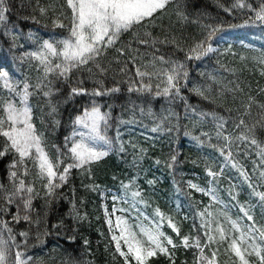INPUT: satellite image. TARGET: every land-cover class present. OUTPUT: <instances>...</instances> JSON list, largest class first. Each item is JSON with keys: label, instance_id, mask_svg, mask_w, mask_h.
<instances>
[{"label": "snow or ice", "instance_id": "snow-or-ice-1", "mask_svg": "<svg viewBox=\"0 0 264 264\" xmlns=\"http://www.w3.org/2000/svg\"><path fill=\"white\" fill-rule=\"evenodd\" d=\"M169 2L170 0H64L59 17L53 20V27L67 29L66 32L54 31L48 39L39 37L31 31L27 34L30 50L23 51L19 59L21 63L28 62L38 73L35 83L30 82L28 78L13 82L8 71L0 70V88L7 93L6 98L0 99V140L3 141L0 144V158L11 157L6 166L7 185L0 182V214H8L15 206L16 212L12 215V222L19 224L23 220L30 229L34 226L37 230L35 237H31L29 230L15 232L9 226V221L0 219V264H32L33 257L27 251L29 239L34 238L39 244H43L42 236L51 235V230L58 234L61 228L65 227L61 221L59 224L51 225L50 230L45 223L48 213L44 212L41 216L33 207L34 201L43 199L44 207H50L57 193L69 183L74 169L90 175L92 166L116 150L117 144L119 151L123 153L121 126L134 125L143 119H150L153 123L150 130L153 133H162L169 137L175 134L178 137L181 129L185 128L183 134L190 136L200 146L204 143L201 137H208L209 141L212 139L207 132H201L200 136H192L186 130V126L180 123L179 114L171 107L162 108L158 115L151 107L156 98H163L169 105L177 100L182 101L185 118L196 117V123L210 118L214 122L215 138L223 142L218 151L226 162H231V167L240 168L233 160L231 151L233 143L237 141L241 144L250 143L259 148L257 155L264 160V147H261L253 136L256 125L249 127L243 117H240L235 124L238 134L235 136L226 134L227 121L223 116L215 112L197 113L196 109L188 104L187 97L182 94L187 89L207 99L206 93L210 91V86L193 84L190 89L188 88L192 83L188 65L210 59L220 51L222 44H228L230 49L232 46L230 41L243 46L247 37L225 30L222 25L205 24L200 26L198 38L193 39L187 47L181 46L173 38L170 41L175 45L172 53L156 54L160 51L156 45L169 41L167 39L160 41L149 31L141 33L134 30L153 26L157 14L164 10ZM245 8L254 16L243 25H230V29L247 27L255 22L264 25V3L254 8L251 3H245V0H235L231 8H225L224 11L231 13L233 9ZM11 10L9 0H0V30L4 35L11 36L12 48H24V45L17 46L15 43L19 30L15 25L12 27L8 25V14ZM36 10L41 16H47L50 10L57 11L52 5L41 6L39 0H36ZM65 11L70 15L65 17ZM65 18L69 21L67 25L63 22ZM182 18L187 19L183 16ZM23 19L27 20L29 17L25 16ZM31 19L34 23L39 22L34 16ZM124 34H131L132 40L117 48ZM133 43L138 47L133 48ZM140 46L151 47L154 51L151 55L140 54ZM112 49L116 52L114 62L124 65L120 68V75L127 76V79L114 82L112 87H105L103 81L95 77L107 74L108 67L102 60ZM178 54H182L183 58L180 59ZM119 57L128 59L121 60ZM253 59L264 65V54ZM129 64L135 66L133 75H128ZM81 70H87L89 77L93 78V83L97 86L89 90L83 86L84 80L78 79L76 86L70 87L64 103L76 97L88 99L76 110L77 114L71 117L72 131L64 137L63 150L59 146H54L55 155H52L44 134L37 127L32 99L45 101L50 109L49 115H55L57 108L52 98L62 95V86L69 85L73 75ZM124 83L127 84L129 98L135 94L139 101L137 103L128 99L120 105L122 110L127 106V111L131 114L127 120L113 117L115 101L119 100L122 91L120 85ZM253 102L249 97L244 115L250 114ZM258 107L264 110V104ZM137 116L140 120H137ZM40 123H43L42 119ZM260 123L264 126V118ZM54 124L58 125L59 121H54ZM114 124L115 137H110L108 132ZM145 151L140 149L141 158ZM178 156L179 153L173 151L165 162L166 167L173 173L179 162ZM154 163L159 165L161 161L157 159ZM221 175L223 167L218 173L209 166L206 169L209 186L204 188L188 181V187L209 196L214 203L223 204L214 186ZM241 175L245 181L249 180L248 174L243 170ZM259 176L260 179H264V171H261ZM135 182L136 177H133L127 184H121L126 197L119 199L128 203L127 196L130 195L129 208H118L116 206L118 197L115 195L112 197L111 210L107 204L102 205L104 222L114 247V256L121 258L123 264H153L158 257H165L169 264H176L175 252L181 247L194 252L193 264H221V249L230 258V264H264V226H258L254 217L243 208H241L243 219L237 220L232 219L225 211L218 213L209 211L211 205L206 206L203 211L196 213L199 217V224L193 225L196 235H182L179 224L159 208L155 209L151 217L141 212L140 206L147 205L138 187L132 190ZM8 185L11 186L10 189ZM84 187L87 191L100 192L101 197L106 198L105 190L100 186L93 183ZM72 193L69 216L74 222L82 223L88 219V214L86 212L81 214L75 201L74 188ZM254 194L264 202V192ZM229 195L231 196V192ZM80 203L83 204L84 201L81 200ZM223 207L226 208L227 205ZM42 224L43 232L40 231ZM165 227L171 229L175 238L167 234ZM67 230L76 231L71 226H68ZM74 239V236L69 237L70 241ZM88 244L89 241L85 239V247Z\"/></svg>", "mask_w": 264, "mask_h": 264}, {"label": "trees", "instance_id": "trees-1", "mask_svg": "<svg viewBox=\"0 0 264 264\" xmlns=\"http://www.w3.org/2000/svg\"><path fill=\"white\" fill-rule=\"evenodd\" d=\"M9 3L12 10L8 14V25L9 27L15 25L19 30L15 43L17 46L24 45V48H12L11 36L4 35L0 30V70L2 67L6 68L13 82L28 78L30 82L35 83L38 73L28 62L21 63L19 59L23 51L30 50L27 34L31 31L39 37L48 39L54 31L66 32L67 29L53 27V20L59 17L64 0H39L41 6L52 5L57 9L56 12L50 10L47 16H41L36 10V0H9ZM233 3L235 0H170L168 6L157 14L153 26L134 31L141 33L149 31L160 41L165 39L169 41V43H158L156 47L160 51L156 54L172 53L175 45L170 41L173 38L181 46L187 47L193 39L198 38L201 31L200 26L205 24L222 25L225 30L247 37L243 46L238 42H230L232 46L229 49L228 44H222L220 51L212 55L210 59L192 62L188 65L192 81L188 88L190 89L193 84L210 86V91L206 93L207 99L187 89L182 94L187 97L188 104L195 108L197 113L215 112L223 116L227 121L226 134L232 136L238 134L235 124L238 123L240 117H243L247 126L256 125L253 136L260 146L264 147V126L260 123L264 118V110L258 107L264 104V65L253 59L264 54V25L255 22L247 27L230 29V25H243L245 21H249L254 16L247 8L233 9L231 13L225 12L224 9L231 8ZM245 3H251L255 8L260 3H264V0H245ZM69 15V12H64L65 17ZM25 16L29 19H23ZM33 16L39 21L38 23L32 21ZM63 22L65 25L69 23L67 18ZM130 40H132V35L124 34L116 47L119 48ZM246 44H256L259 49L253 50ZM132 47L138 46L133 43ZM153 51L151 47H139L140 54L151 55ZM178 56L180 59L183 58L182 54ZM114 58H116L115 49L109 50L102 60V63L108 67L107 74L95 77V79L102 80L105 87H112L114 82L127 79V76L120 75V68L124 65L115 63ZM119 59L128 58L119 57ZM128 67V75H133L135 66L129 64ZM210 77L215 79L212 80ZM78 79L84 80L83 86L89 90L97 86L93 83V78L89 77L87 70L77 72L73 75L69 85L62 86V95L52 98L57 108L55 115H49L50 109L45 101L32 99L37 127L44 134L48 150L52 155H55L54 146H59L63 150L64 137L72 131L71 117H74L77 114L76 110L87 102V97H76L64 103L70 87L76 86ZM120 87L122 91L119 94V100L115 101L113 117L127 120L131 114L127 111V106L122 110L120 105L128 99L137 103L139 101L135 94L129 98L126 83L121 84ZM6 97L7 93L0 88V99ZM249 97L254 102L250 114L244 115ZM151 107L158 115L162 108L171 107L179 114L180 123L186 126V130L192 136H200L201 132H207L212 139L209 141L208 137H201L204 143L200 146L190 136L183 134L185 128L181 129L178 137L175 134L169 137L166 134L153 133L150 130L153 127L150 119H143L134 125L121 126L123 153L119 151L117 144L116 150L92 166L90 175L74 169L69 183L57 193L50 207H44L43 199L34 201L33 207L41 213V216L44 212L48 213L45 223L50 230L51 225L59 224L61 221L65 227L61 228L58 234L55 230H51V235L42 236L43 244H39L34 238L29 239L27 251L33 257L32 264H123L121 258L114 256V247L110 242L107 225L104 222L102 205L107 203L108 208H112V190L117 192L120 198L126 197L121 184H127L133 177H136V182L132 190L138 187L147 205L146 207L140 206L141 212L151 217L155 209L159 208L166 216H171L179 224L182 235H196L193 229L194 224H199V217L196 213L203 211L209 205H211L209 211L214 213L225 211L228 216L237 220L243 219L241 211L243 208L254 217L258 226H264V202L254 194L264 192V179H260L259 176V173L264 171V167H258L264 165V160L257 155L259 148L250 143L241 144L238 141L233 143L232 158L240 166V168H233L231 162H226L218 151L219 147L223 146V142L215 138L214 122L210 118L200 123H196V117L185 118L184 103L179 100L169 105L163 98H156ZM41 119L43 123H40ZM137 120H140L139 116ZM54 121H59V124H54ZM108 135L115 137V124L109 130ZM2 142L0 140V144ZM140 149L146 150L142 158ZM173 151L179 153V162L174 173L165 165L169 154ZM10 159V156L0 158V182L6 185V166ZM157 159L161 161L159 165L154 163ZM209 166L218 173L223 167V175L214 185L216 194L223 204L214 203L209 196L190 190L188 187V181L200 187H208L206 169ZM241 170L248 174V181L244 180ZM148 181L154 183L149 184ZM93 183L105 190L106 198H102L100 192L85 189V185ZM8 187L10 189L11 186L8 185ZM73 188L75 189V201L81 214L85 212L88 214V219L82 223L74 222L69 216ZM127 199L128 203L122 202L121 199L116 203L127 209L131 204L130 195ZM81 200L84 201L83 204L80 203ZM15 212L16 208L13 206L8 214H0V219L9 221V226L15 232L29 230L30 236L35 237L37 230L34 226L30 229L23 220L19 224L12 222V215ZM33 219H35V214H33ZM68 226L75 228L76 231H68ZM164 230L175 238L171 229L165 227ZM40 231H44L43 224ZM72 236L75 239L70 241L69 237ZM85 239L89 241L87 247L84 245ZM175 260L176 264H193L194 252L181 247L175 252ZM220 260L221 264H230V258L223 253V249H221ZM153 264H169V261L165 257H158Z\"/></svg>", "mask_w": 264, "mask_h": 264}, {"label": "rangeland", "instance_id": "rangeland-1", "mask_svg": "<svg viewBox=\"0 0 264 264\" xmlns=\"http://www.w3.org/2000/svg\"><path fill=\"white\" fill-rule=\"evenodd\" d=\"M233 32V31H232ZM234 33V32H233ZM230 42H235V41H230ZM238 44H240V43H238ZM215 46V45H214ZM246 46L248 47V48H251V49H253V50H258L259 49V47L256 45V44H254V45H252V44H246ZM1 70H4V71H8L6 68H4V67H2L1 68ZM10 75V74H9ZM106 196H107V194H105ZM113 195H115L116 197H118V199H119V196L117 195V193L116 192H112V196ZM107 204V203H106ZM116 206L118 207V208H123L122 207V205L120 204H116ZM109 210H111L110 208H109ZM145 214V213H144ZM117 215H119V213H117Z\"/></svg>", "mask_w": 264, "mask_h": 264}]
</instances>
